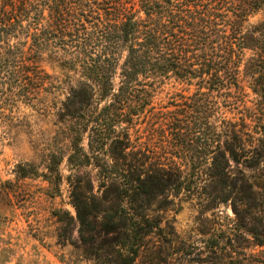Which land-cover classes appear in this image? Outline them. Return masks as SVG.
I'll use <instances>...</instances> for the list:
<instances>
[{"label": "trees", "instance_id": "obj_1", "mask_svg": "<svg viewBox=\"0 0 264 264\" xmlns=\"http://www.w3.org/2000/svg\"><path fill=\"white\" fill-rule=\"evenodd\" d=\"M42 62L78 78L59 107L65 159L94 172L67 177L64 235L76 223L84 251L112 255L102 264H134L171 227L157 211L185 194L230 206L234 253L244 237L264 247V0H0L1 99L31 105L53 87ZM166 82L179 89L154 111ZM63 158L39 175L49 197Z\"/></svg>", "mask_w": 264, "mask_h": 264}, {"label": "rangeland", "instance_id": "obj_2", "mask_svg": "<svg viewBox=\"0 0 264 264\" xmlns=\"http://www.w3.org/2000/svg\"><path fill=\"white\" fill-rule=\"evenodd\" d=\"M259 18L254 16L249 22ZM41 68L52 77L53 87L40 93L31 105L17 95L0 97V264H102L112 255H105L103 250L84 251L77 224L64 235L65 225L54 216L60 211L75 218L67 177L94 174L90 168L70 169L65 159L67 141L59 107L67 84H75L78 78L69 74L68 83L55 65L42 62ZM178 89L172 82L159 86L152 100L153 110H164ZM244 101L250 107L254 96L247 92ZM50 153L64 156L58 168L61 180L53 197L47 195L50 187L39 177L45 172ZM31 170L38 175L22 177L23 172ZM186 196L181 194L164 212L157 211L171 227L159 236L146 238L147 245L134 264H222L230 256L239 264H264V247L252 246L248 237L249 241L244 237L232 242L246 247H236L239 253L225 243L227 238L220 231L232 227L234 221L228 204L205 211L194 198ZM215 242L219 244L211 250L209 246Z\"/></svg>", "mask_w": 264, "mask_h": 264}]
</instances>
